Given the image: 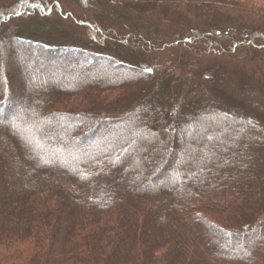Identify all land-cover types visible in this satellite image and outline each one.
Returning a JSON list of instances; mask_svg holds the SVG:
<instances>
[{
    "label": "trees",
    "instance_id": "16d2710c",
    "mask_svg": "<svg viewBox=\"0 0 264 264\" xmlns=\"http://www.w3.org/2000/svg\"><path fill=\"white\" fill-rule=\"evenodd\" d=\"M253 5L0 0L1 54L29 84L2 69L0 116L20 110L0 121V264H264V127L212 92L245 78L264 112ZM203 114L231 133L194 138Z\"/></svg>",
    "mask_w": 264,
    "mask_h": 264
},
{
    "label": "rangeland",
    "instance_id": "374dc122",
    "mask_svg": "<svg viewBox=\"0 0 264 264\" xmlns=\"http://www.w3.org/2000/svg\"><path fill=\"white\" fill-rule=\"evenodd\" d=\"M249 1L250 3L252 2L254 5V7L256 6H260V5H264V0H247ZM74 20V19H73ZM160 29H163V27H160ZM97 29V28H96ZM230 41L232 42V39H230ZM2 53V50L0 49V74L2 72V69L3 71H5V74L6 76L9 78V80L14 83H16V86L17 88L23 93V95H27V90H28V85L29 84H22V79H21V73L19 71L18 68H15V66H19L21 65V62H17L16 59L14 58H10L9 60L5 61V53L3 52ZM58 67V66H57ZM80 69L79 71H76L77 69H70V71H68L69 73H67V75L69 74V76H73V77H78V76H83L85 74H89L91 73V70H86L84 67L85 66H79ZM60 69V72L57 71L56 74H53L52 79H62L61 77L63 76L62 75V71L63 70L61 67L59 68ZM65 70V68H64ZM67 70V69H66ZM76 71V73H75ZM72 72V75H70V73ZM226 72H224L222 74V77H225L226 76ZM91 75L94 76V73ZM95 75H99V74H95ZM101 75V74H100ZM46 78V75H43L42 73L40 75H37V76H30V79L33 80V81H43V79ZM72 78V77H71ZM221 85H218V83H216V85L220 86V87H216L214 86V88L212 89V92H214L215 96L217 99H221L218 104L219 105H223L225 102H229L231 103L232 105H236V106H239L240 109L242 111H239L240 113H237L236 115L237 116H244V117H249L250 119H253L256 123L260 124L262 127H264V112L262 111L261 115L256 113V112H253L252 109H250L249 107H247L246 104H244V101L243 99L245 98V95H246V92L252 90L251 89V85H249V80H246L245 81V78L242 79L240 82H238V78L233 80V82H228L225 80V78L221 79L220 81ZM219 83V84H220ZM253 88V86H252ZM254 91H256V88L254 87L253 89ZM232 96L234 97V99H232ZM210 98L212 99L213 96L210 95ZM233 102V103H232ZM195 104V103H194ZM195 106L197 105H193L191 104V109L194 108ZM189 109V110H191ZM20 110V107H18V109H16L15 113L12 115V117L10 118H2L0 116V121H5V122H15V115L19 112ZM188 111V110H186ZM204 117V121H206V123L204 124V127L202 129H200L198 132L195 133V137L194 138H198L199 136H207L205 135L206 133H208L209 130H216V137L217 139L218 138H223L227 135H229L231 132H229V128L228 126L224 125L225 123L224 122H227L228 121V117L229 116H221V117H218V119H215V120H211V119H208L210 116H208L207 114H203L202 115ZM63 122V121H62ZM223 123V125L221 124ZM69 123H65V125L70 128L71 126L68 125ZM205 125H207V128L208 129H205ZM235 125L239 128L243 127V129H248V124L245 123L244 121H236L235 122ZM169 131H167V133L169 134L170 132H172V129L170 127L169 129V126H168V129ZM156 132V138L157 135L159 136V131H157L156 129L154 130ZM50 137V136H48ZM157 140V139H156ZM62 148L61 146H58V150ZM83 150V149H81Z\"/></svg>",
    "mask_w": 264,
    "mask_h": 264
},
{
    "label": "snow or ice",
    "instance_id": "6c2138e0",
    "mask_svg": "<svg viewBox=\"0 0 264 264\" xmlns=\"http://www.w3.org/2000/svg\"><path fill=\"white\" fill-rule=\"evenodd\" d=\"M146 71H151V69H146Z\"/></svg>",
    "mask_w": 264,
    "mask_h": 264
}]
</instances>
